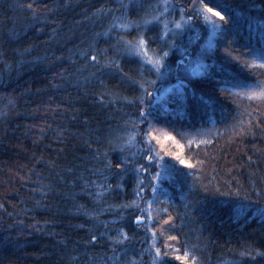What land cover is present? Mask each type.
<instances>
[{
  "label": "trees",
  "instance_id": "1",
  "mask_svg": "<svg viewBox=\"0 0 264 264\" xmlns=\"http://www.w3.org/2000/svg\"><path fill=\"white\" fill-rule=\"evenodd\" d=\"M158 2L0 0V264H264V0Z\"/></svg>",
  "mask_w": 264,
  "mask_h": 264
},
{
  "label": "rangeland",
  "instance_id": "2",
  "mask_svg": "<svg viewBox=\"0 0 264 264\" xmlns=\"http://www.w3.org/2000/svg\"><path fill=\"white\" fill-rule=\"evenodd\" d=\"M156 6H159L157 8V13H156V19L159 20V22H162L164 18H168L171 20L172 25L170 26L171 32L176 35V36H183L185 40L190 39L191 42H196L197 41V27H195L193 24L189 23L187 20L181 17L180 14H174V11L171 10L172 7L168 3V0H159V2L156 4ZM173 12V14H172ZM215 11H208L204 10L203 12V20L205 23V28L207 29L208 34L204 37V40L201 42V50H210L213 48L214 45V39L217 37V32L219 30V16L215 15ZM165 22V21H164ZM141 46L138 43V46L134 49L140 50ZM200 58L196 57L194 58L193 61V69L195 71H203L205 70L208 65L202 61L199 60ZM153 60V65H160L159 59H155L154 57L152 58ZM200 61V62H199ZM158 62V63H156ZM195 63V64H194ZM195 66V68H194ZM163 162V159H162ZM164 177V176H163Z\"/></svg>",
  "mask_w": 264,
  "mask_h": 264
},
{
  "label": "snow or ice",
  "instance_id": "3",
  "mask_svg": "<svg viewBox=\"0 0 264 264\" xmlns=\"http://www.w3.org/2000/svg\"><path fill=\"white\" fill-rule=\"evenodd\" d=\"M210 11H211V9H210ZM215 15L220 16L221 19H224V17L221 16V13H220V12H216ZM121 26L123 27V25H121ZM144 44H145V41H143V40L141 39V41H140L141 49H140V50L146 53L147 50H146V48L143 47ZM165 55H167V54L165 53ZM92 59L95 60L96 57L93 56ZM151 62H152V61H150V63H151ZM156 63H158V62H156ZM160 66L162 67L163 65L161 64ZM145 91H147V89H145ZM141 115H144V114L141 113ZM147 159H148L149 162H151V161H153V159H155V157L151 154V150H149V152H148V154H147ZM180 163H181V164H185L186 161H184V160H180ZM140 171H141V172H147V171H148V168H145L143 165H141ZM152 180L159 182V180H160V175H159V173L154 174V175L152 176ZM151 191H152L153 195L155 196V195L157 194V192H158V189H157V187H155V186L153 185L152 188H151ZM137 194L139 195V192H138ZM149 207H150V205H149ZM142 218H143V217H141L140 219H142ZM93 239H95V237H93ZM156 254H157V256H160V249H156ZM186 255H187V254H186ZM177 258L179 259V257H177Z\"/></svg>",
  "mask_w": 264,
  "mask_h": 264
}]
</instances>
